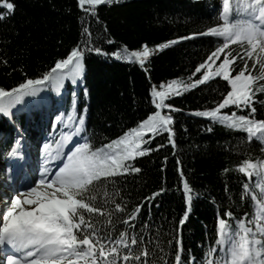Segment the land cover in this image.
<instances>
[{
    "label": "trees",
    "instance_id": "1",
    "mask_svg": "<svg viewBox=\"0 0 264 264\" xmlns=\"http://www.w3.org/2000/svg\"><path fill=\"white\" fill-rule=\"evenodd\" d=\"M10 2L15 5L14 13L0 20V87L10 90L26 79H40L74 48H84L88 38L83 34V27H88L92 33L90 46L107 53L99 55L85 50L83 79L76 84L71 80L64 82L65 107L58 111L61 117L57 123L67 132L74 129L73 121L80 116L86 118L89 142L93 147L116 140L153 114L152 86L171 81L191 83L199 79L201 74L196 73L195 68L221 43L220 39L199 35L220 23L221 0L114 1L96 7L98 20L85 15L78 0ZM0 12L5 10L0 7ZM186 36L194 38L181 39ZM172 40L177 43L169 44L162 51L156 50L145 61L144 68L138 63H129L123 52L125 48L142 50L145 45L157 49ZM116 52L124 58L117 60L113 55ZM225 85L220 78L210 79L204 85L169 98L166 103L173 109H180L170 112L176 148L168 142L167 133L157 135L145 147L164 146L137 158L135 164L142 171L117 178L116 189L127 208L143 205L135 222L137 230L141 223H146L154 241L157 232L163 246L167 247L171 241V246L167 247L169 252L177 247L179 239L183 246L182 260L187 256L189 261L195 257L199 262L201 254L214 245L218 217H223L226 211L231 210L237 217L245 212L249 216L252 214L250 200L242 198V185L254 184L256 177L249 181L235 169L243 159H264L261 151L264 145L255 140L249 144L246 133L192 115L215 108L223 94L230 90ZM60 91L45 85L38 97H26L23 104L11 109L17 112V123L27 130V142L34 149L38 134L26 125L23 110L36 109L39 103L47 101L50 120L54 109H59L63 102ZM261 96L264 94L257 99ZM255 106V118L264 119V106L259 103ZM221 111L242 115L248 110L241 111L233 106ZM32 120L30 124L33 125L35 120ZM14 134L11 126L0 117V137L7 136V145ZM181 171L193 190L188 219L182 228L179 220L187 206ZM154 192L161 194L147 201ZM122 228L123 225L117 224V230ZM168 259L171 261L172 256Z\"/></svg>",
    "mask_w": 264,
    "mask_h": 264
},
{
    "label": "snow or ice",
    "instance_id": "2",
    "mask_svg": "<svg viewBox=\"0 0 264 264\" xmlns=\"http://www.w3.org/2000/svg\"><path fill=\"white\" fill-rule=\"evenodd\" d=\"M113 2L78 0V6L85 15L98 20L96 7ZM0 7L5 10L0 12V20L15 10L10 0H0ZM219 20L217 26L199 33L221 41L195 68V72L201 74L199 79L191 83L171 81L152 86L155 111L137 127L99 147H93L82 137L83 142L73 143L65 152L68 142L84 132L85 119L80 116L73 121L74 129L56 145L55 159L62 163L52 171L45 167L38 182L23 190L12 189L11 196L5 194V207L0 211V250L5 252L3 264H264V159H243L235 169L249 181L256 177L254 184L242 185V198L250 200L251 216L245 212L237 217L229 210L223 217H218L214 245L201 254L199 262L195 257L189 261L187 256L182 260L183 246L179 239L176 240L177 247L169 252L167 247L171 246V241L167 247L163 246L158 232L154 241L148 234L146 223H141L137 230L135 222L143 205L138 204L129 210L116 189L117 178L142 171L135 164L137 158L159 151V147L164 146L145 147L157 135L167 133L168 142L173 149L176 148L173 117L162 114V111L180 109H173L166 100L204 85L210 79L220 78L226 82L225 88L230 90L223 94L222 101L215 108L196 111L192 115L246 133L249 144L255 140L264 145V119L255 118V105L264 106V96L257 99L264 94V0H222ZM83 34L88 38L85 47L74 48L42 78L26 79L10 90L0 87V114L11 115L12 108L23 104L26 97H38L45 85L59 91L66 80L73 84L82 80L85 50L107 55L100 48L90 46L92 33L88 27H83ZM192 38L186 36L181 39ZM176 43V40L169 41L157 46L156 50L162 51L169 44ZM156 50L145 45L142 50L125 48L123 52L129 63H138L144 68L145 61ZM113 55L117 60L124 58L120 52ZM3 64L6 65L7 61L4 60ZM233 106L241 111L248 110L247 114L237 115L235 111L231 115L222 113L221 110ZM84 111L86 113V109ZM50 147L45 145L51 163L54 158L48 151ZM261 151L264 152V147ZM18 155L17 149L11 150L10 156ZM180 179L187 206L179 220L182 228L188 219L193 190L182 171ZM110 188L113 191L110 192ZM160 194L154 192L146 200L151 201ZM117 197H120L119 201ZM117 224L123 228L117 230ZM169 255L172 256L171 261Z\"/></svg>",
    "mask_w": 264,
    "mask_h": 264
},
{
    "label": "rangeland",
    "instance_id": "3",
    "mask_svg": "<svg viewBox=\"0 0 264 264\" xmlns=\"http://www.w3.org/2000/svg\"><path fill=\"white\" fill-rule=\"evenodd\" d=\"M114 1H116V0H114ZM118 1L121 2V1H126V0H118ZM148 48H149V49H152V50H156L154 47H148ZM155 52H156V51H154L153 54H154ZM153 54H152V55H153ZM152 55H151V56H152ZM219 63H220V61L218 62V64H219ZM187 91H189V90H187ZM187 91H183L182 94H184V93L187 92ZM182 94H181V95H182ZM178 96H179V95H178ZM172 97H173V96H172ZM166 101H167V100H166ZM167 104H168V103H167ZM164 111H165V112H162V114H168V115H170V112L168 111V109H164ZM23 136H24V135L21 133V135H20V141H19L20 143H22ZM21 147H22V145H21ZM42 154H43V151L41 152V158H42V156H43ZM43 162H44V163L46 162L44 156H43ZM5 182H6V180H5ZM3 191H5V190H3ZM0 197L3 198L2 195H1ZM2 204H3V200H2ZM3 205H4V204H3Z\"/></svg>",
    "mask_w": 264,
    "mask_h": 264
}]
</instances>
